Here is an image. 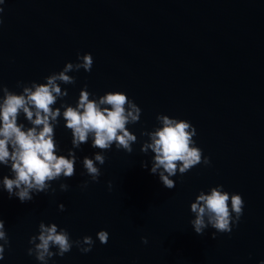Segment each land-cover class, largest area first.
<instances>
[{"label": "water", "instance_id": "water-1", "mask_svg": "<svg viewBox=\"0 0 264 264\" xmlns=\"http://www.w3.org/2000/svg\"><path fill=\"white\" fill-rule=\"evenodd\" d=\"M0 8V84L9 91L22 92L17 82L45 83L65 63L78 62L77 53L93 58L90 72L66 73L75 83L60 84L67 95L50 106L61 112L54 127L57 155L72 149L75 174L50 182L55 192L34 194L25 203L9 198L0 184V219L9 240L0 264H40L27 254L40 222L65 229L72 240L94 241L88 253L74 245L48 264L264 261V0H3ZM85 84L97 99L120 91L141 109L139 121L126 125L136 136L130 153L115 143L108 150L92 148V133L72 148L61 105L75 107ZM160 115L189 121L195 146L210 161L185 174L177 170L169 177L173 189L150 173L152 150L141 151L163 126ZM18 123L31 126L22 112ZM95 152L105 163L97 164L101 175L92 182L82 159ZM4 175L11 178L0 165ZM217 185L239 194L244 208L231 233L212 239L211 226L203 235L194 232L190 205ZM100 230L108 233L105 244L96 237Z\"/></svg>", "mask_w": 264, "mask_h": 264}, {"label": "clouds", "instance_id": "clouds-1", "mask_svg": "<svg viewBox=\"0 0 264 264\" xmlns=\"http://www.w3.org/2000/svg\"><path fill=\"white\" fill-rule=\"evenodd\" d=\"M2 3L3 0H0V4ZM2 11L0 8V12ZM77 61L65 63L61 71L46 76L45 83L33 81L27 85L17 82V87L22 88L19 94L0 84V92L3 93L0 98V165L8 167L11 172V178L8 175L0 177V184L9 198L14 196L21 203L31 201L34 194L55 192L50 182L61 177L71 178L75 174L76 155L72 149L68 150L67 156L57 155L54 127L61 112L59 108L50 106L56 103L58 97L67 95L66 90H61L60 84L75 83V78L66 73L80 69L91 71L93 58L90 53H77ZM90 96L93 98L90 99ZM78 97L75 107L61 105L64 108V127L71 130L72 148L78 149L87 143L89 133H92V148L108 150L115 143L116 149L130 153L136 136L127 130L126 125L139 121L141 109L120 91L105 92L97 99L87 91L86 84ZM21 112L30 127L18 123ZM157 119L163 126L149 134L151 143L144 144L141 151L152 150L155 155L150 173H158L163 187L173 189L175 182L169 177L175 176L177 170L180 174H185L201 163L209 165L210 161L195 146L193 137L196 130L189 121L167 115H160ZM104 163L105 156L101 152H95L92 158L85 156L82 159L85 174L92 182H96L101 175L97 164ZM141 167L147 168V165L142 162ZM160 169L162 170L158 172ZM87 183L88 181H84L81 187H86ZM68 187L67 184H60L61 191H67ZM58 208L63 211L64 205L60 204ZM243 208L244 201L239 194H229L223 190L222 185H217L208 194L201 191L195 202L191 203L190 210L195 214V219L190 223L198 235H203L204 229L211 226L215 229L211 238L215 239L216 233L232 232L243 215ZM38 227L39 235L29 238V244L34 247L28 248L27 254L34 255L40 264H48V260L54 255L64 256L74 245L80 252L88 253L94 244L91 236L72 240L65 229L58 230L54 223L45 226L40 222ZM96 237L101 244H105L108 233L100 230ZM0 241L3 242L0 244V259H3L5 247L9 244L3 219H0ZM141 242L146 244L147 239L141 237ZM52 248L56 249L55 253ZM259 264H264V261Z\"/></svg>", "mask_w": 264, "mask_h": 264}]
</instances>
